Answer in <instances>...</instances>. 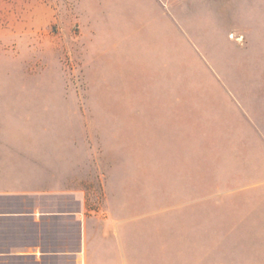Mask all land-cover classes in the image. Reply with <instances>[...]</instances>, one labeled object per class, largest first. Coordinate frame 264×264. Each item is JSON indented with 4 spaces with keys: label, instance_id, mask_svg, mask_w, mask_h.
<instances>
[{
    "label": "crops",
    "instance_id": "obj_1",
    "mask_svg": "<svg viewBox=\"0 0 264 264\" xmlns=\"http://www.w3.org/2000/svg\"><path fill=\"white\" fill-rule=\"evenodd\" d=\"M157 1L156 16L166 20L152 70V112L165 113L154 109L162 102L169 130L183 132L184 156L200 159L216 213L246 208L264 222V61L228 34L216 48L220 17L200 0ZM86 9L92 16L90 4ZM176 56L190 58L187 75H175ZM34 100L0 95V264H152L144 245L152 234L144 229L158 224L137 219L160 210L153 193L125 164L97 158L90 142L60 133L66 131ZM41 127L45 135L32 139ZM185 194L167 189L168 197Z\"/></svg>",
    "mask_w": 264,
    "mask_h": 264
},
{
    "label": "rangeland",
    "instance_id": "obj_2",
    "mask_svg": "<svg viewBox=\"0 0 264 264\" xmlns=\"http://www.w3.org/2000/svg\"><path fill=\"white\" fill-rule=\"evenodd\" d=\"M200 2L220 17L216 48L228 34L264 61V0ZM158 9L157 0H0V95L34 98L66 131L60 133L90 142L97 158L125 164L140 178L160 209L137 219L158 224L144 229L152 234L144 241L152 264H264L262 213L245 207L216 213L200 159L184 156L183 132L169 130L162 102L154 109L165 113L152 112V70L161 60L157 39L166 20ZM178 58L175 75H187L190 58ZM42 128L32 130V139L45 135ZM179 186L184 196H167L168 187Z\"/></svg>",
    "mask_w": 264,
    "mask_h": 264
}]
</instances>
